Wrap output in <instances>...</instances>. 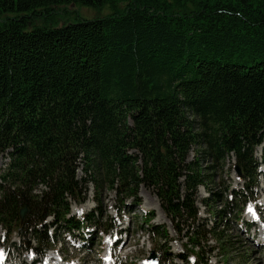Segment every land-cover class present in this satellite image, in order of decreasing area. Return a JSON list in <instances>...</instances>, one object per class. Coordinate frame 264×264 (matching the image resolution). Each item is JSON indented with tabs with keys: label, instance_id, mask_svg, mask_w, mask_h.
Listing matches in <instances>:
<instances>
[{
	"label": "trees",
	"instance_id": "obj_1",
	"mask_svg": "<svg viewBox=\"0 0 264 264\" xmlns=\"http://www.w3.org/2000/svg\"><path fill=\"white\" fill-rule=\"evenodd\" d=\"M72 6L99 15H71ZM262 144L264 0H0V157L11 159L0 225L28 250L54 247L47 217L78 232L93 221L69 216L89 183L107 184L118 211L148 189L180 235L198 222L204 172L233 157L243 209L255 200ZM211 196L208 207L220 198ZM200 228L187 231L185 262L208 264Z\"/></svg>",
	"mask_w": 264,
	"mask_h": 264
},
{
	"label": "rangeland",
	"instance_id": "obj_2",
	"mask_svg": "<svg viewBox=\"0 0 264 264\" xmlns=\"http://www.w3.org/2000/svg\"><path fill=\"white\" fill-rule=\"evenodd\" d=\"M68 10L71 15L77 13L88 19L99 15L97 11L86 7L72 6ZM106 13L107 11L102 12L103 15ZM195 156L196 153L193 150L190 161H193ZM234 162V158L231 157L227 160L224 171L204 172L206 185L200 186L196 192L198 222L194 226L191 225L192 228H188L187 226L190 225L185 221L181 226L183 231L180 235L166 217L157 197L148 189L141 187L138 199H127L125 208L117 211L115 207L121 206L120 200L115 192L109 190L107 184L101 183L98 188L93 183L84 185V203L77 205L70 201L72 204L71 217L83 219L89 215L93 221L86 224L84 234L82 231L78 233L67 230L61 225L50 228L51 241L53 238L56 240L57 236V244L53 251L58 259L57 264H61L62 259L64 262L75 264H107L109 254L114 257L111 264H145L146 261L149 263L153 254H155L156 264H185L179 256L184 254L183 246L188 242L187 231H194L197 226L201 227V231L208 232L207 242L202 243L205 250L203 254L205 262L209 261L210 264H264V247L262 246L264 175H260L259 185L255 189L257 204L255 206L249 204L245 211L241 212V207L237 205L239 199L235 198V193L242 191L243 182L235 173ZM9 163L10 158L7 154L0 157V179L2 174L7 172ZM208 165L202 163V168L206 169ZM259 172H261L260 169ZM77 178L79 180L84 178L82 166L78 170ZM213 193L219 195L218 202H212L210 207L205 206L204 200L210 199ZM228 202L232 203L233 211L226 219L221 220L218 212L228 206ZM146 216L153 228H149L143 222ZM248 220L257 221L255 227L251 229L252 226ZM46 221L47 225L51 224L53 217L47 218ZM222 221L225 225L224 230L210 233L217 223ZM157 230L160 233L166 232L169 239H158ZM52 243L54 244L53 241ZM31 244H34V241ZM113 245H115L114 249L111 248ZM195 250L200 251L199 248ZM0 254H2L0 261L7 260L8 264H29L36 257V254L34 256L31 251H28L27 241L16 235L8 237L1 225ZM44 258H41L38 264H45ZM54 258L56 260V257ZM54 261L47 260V263L52 264ZM193 261L194 259H191L190 264H193Z\"/></svg>",
	"mask_w": 264,
	"mask_h": 264
},
{
	"label": "water",
	"instance_id": "obj_3",
	"mask_svg": "<svg viewBox=\"0 0 264 264\" xmlns=\"http://www.w3.org/2000/svg\"><path fill=\"white\" fill-rule=\"evenodd\" d=\"M236 172H237L239 175H241L239 168L236 169ZM28 212H29V211H28L26 208L23 209V210H21V212H20V217H21L22 221L25 220V218H26ZM151 261H153V259H151Z\"/></svg>",
	"mask_w": 264,
	"mask_h": 264
},
{
	"label": "bare ground",
	"instance_id": "obj_4",
	"mask_svg": "<svg viewBox=\"0 0 264 264\" xmlns=\"http://www.w3.org/2000/svg\"><path fill=\"white\" fill-rule=\"evenodd\" d=\"M111 256H112V254H111ZM48 258H49V259H47V260H51V259H52L53 261L55 260V258L52 257V256H49ZM49 264H50V263H49Z\"/></svg>",
	"mask_w": 264,
	"mask_h": 264
},
{
	"label": "snow or ice",
	"instance_id": "obj_5",
	"mask_svg": "<svg viewBox=\"0 0 264 264\" xmlns=\"http://www.w3.org/2000/svg\"><path fill=\"white\" fill-rule=\"evenodd\" d=\"M0 255H2V254H0ZM145 264H148V262L146 261Z\"/></svg>",
	"mask_w": 264,
	"mask_h": 264
}]
</instances>
